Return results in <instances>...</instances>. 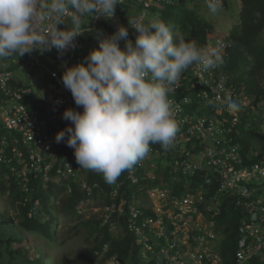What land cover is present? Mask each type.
Here are the masks:
<instances>
[{"label":"trees","instance_id":"obj_1","mask_svg":"<svg viewBox=\"0 0 264 264\" xmlns=\"http://www.w3.org/2000/svg\"><path fill=\"white\" fill-rule=\"evenodd\" d=\"M132 1L128 0L125 6L138 5ZM232 1L222 0L221 10L215 15L208 11L204 0H161V9L157 5H152L147 8V11L153 7L157 12L160 10V13L155 15L158 17L154 21L165 22L174 34L179 33L186 40L195 43L198 48L206 46L210 40L215 41L217 38H222L227 42L224 73L230 86L235 85L238 91L248 94L251 104H249L250 106L241 107L242 97L239 96L235 99V102L240 105L239 114L241 121L238 124V128L241 132L243 128H246L245 136L243 137L241 132L237 133L235 139L229 133L219 136L223 139H226V136L230 139L232 138L230 143L239 147L243 156L242 162L245 165H254L264 162V0H238L241 6L235 17L231 15L230 21H233V26L229 27L228 25V29L224 30L219 17L228 14ZM144 23L146 25L150 24L148 17L145 18ZM221 29L226 31V36H214ZM99 30L101 34L105 32L109 36L114 33L112 26L105 22H100ZM85 42L87 44V41L83 39L81 45L71 48L68 56L71 57L72 62L86 61L90 51L99 47L96 44L94 45V37L89 38L87 45ZM56 51V49H53L50 53ZM66 56L65 52L63 60L53 70H64ZM78 59L80 60L78 61ZM189 69L183 74H186ZM189 75L187 73L183 76ZM51 77L53 79L52 75ZM189 82V79H186L184 84L188 83L187 88H190V90L187 93L192 95V104H190L189 108L191 112L196 110L198 114L208 115V117L231 116V113H225V106L219 105L218 102L205 104L198 97L199 90L188 87L190 86ZM22 85L24 84L22 83ZM40 102L44 103V99L39 100V107H41ZM34 104L32 105L36 106L37 103L34 102ZM252 107L256 108V110ZM209 140L198 141L197 148L194 149L190 146L193 143L191 141L189 148L199 152L205 149L206 146L217 145L213 138L209 137ZM176 141L178 140L175 138L174 143L167 151L159 144H153L152 146L156 148L153 153L161 152V155L168 153L170 156L180 157L181 145ZM22 167L16 161L0 162V195H8V198L12 200L14 205H17L18 209L16 216H11L9 213H4L5 217L0 215V264H31V258L33 257L31 254V237L25 235L23 231L52 239L55 242L57 237L56 226L63 219H74L77 221L74 227L87 228V235L85 236L87 247L75 258L81 264H140L143 248L139 243L141 237L129 227L131 208L133 205L141 207L144 211L143 218L145 219L149 217L163 218L162 214L148 206L152 199L149 189L159 186L157 185L159 176L156 174H153L154 177L149 175L152 173L151 170H157V174L160 175L163 168L160 169L152 164L141 167L138 171L139 182L136 184L128 179L127 171L123 172L120 176L122 183L119 188L120 194L117 198H113V191L116 186L107 184L103 175L96 172L87 171L89 173L86 179L89 180V183H98L92 196L83 194L78 184L72 180H66L64 184H53L52 190L56 202L59 198H62L60 197L62 194L67 195L62 208H59L62 210V214L59 216L58 213L52 214L48 210V196L46 193L48 187L44 186L43 179L21 174ZM17 172L21 175L18 176ZM218 176L219 174L204 169L191 176L198 183L186 184L187 177L182 173L178 179L183 181L178 182V185H176L178 191H174L170 186L160 187L163 190L168 188L171 194L175 195L174 197H180L183 189H189L192 186L198 188L202 186V182H205L209 189L206 197L209 198L211 194L215 195L218 192ZM210 178L215 179L213 184L206 183V180ZM21 181L28 182L31 191H22ZM68 183L73 188L72 192L68 191ZM257 189V193H261L264 187H258ZM207 198L199 201V208L207 215L204 220H208L210 217L215 218L214 226H216L217 232L215 233L217 237L213 238L210 235L209 237L216 244H218L220 239L222 248H217L216 251L224 258V264H238L237 251L239 249V241L242 238L240 234L243 225L245 226L244 222L250 219L252 210L239 195H233L231 191L221 195L219 212L208 210L210 204ZM82 199H84V203H82ZM113 204L117 205V209L106 220L104 208ZM54 206L58 207L57 205ZM95 206L100 208L98 213L95 216L87 217L88 209ZM35 207H37L36 213L33 210ZM2 224L6 225L5 231L1 229ZM165 224L169 225L168 222ZM12 228L14 230L10 231ZM173 228L174 225L171 224L167 231L170 232V229ZM148 232L154 234L156 239L159 240V237L150 231L149 228L146 230V234L149 236ZM160 246L167 247L168 243L162 241L159 246L155 245L156 249ZM34 247H36L35 255H40L42 259L41 264H49L46 252L37 246ZM66 256L62 260V264L66 262ZM154 261L158 262L156 256L152 260L146 261V264H155ZM246 262V264H264V255H254ZM35 263L39 264L38 257L35 258Z\"/></svg>","mask_w":264,"mask_h":264},{"label":"clouds","instance_id":"obj_2","mask_svg":"<svg viewBox=\"0 0 264 264\" xmlns=\"http://www.w3.org/2000/svg\"><path fill=\"white\" fill-rule=\"evenodd\" d=\"M204 2L213 15L221 10L222 0ZM121 3L122 0H0V59L37 49L41 54L56 49L58 55H63L75 48L76 38L84 34L85 17L112 19L116 5ZM128 23L137 30L135 42L128 37V27L121 24L112 35L100 39L99 47L90 51L86 62L68 67L62 76L64 87L83 111L69 107L63 112L62 118L71 124L58 131L55 140L74 149L79 168L102 174L109 185L142 162L151 152V145L159 144L165 151L172 146L179 125L170 94L179 87L187 69L191 67L189 73L195 65L208 71L222 63L220 72L227 78V50L223 56L217 49L205 50L218 39L226 42L222 38L198 48L179 33L174 34L163 21L146 25L142 18L129 17ZM61 24L67 27H58ZM121 40L126 42L123 48ZM239 96L241 107L250 106L248 94L239 91ZM240 105L230 99L226 102L233 112L240 113ZM240 121L239 114L232 132L234 139L241 132ZM241 158L243 161L242 154ZM262 164L240 163L252 176L259 172L258 179L263 177L258 187L264 185V170L259 169L264 168ZM160 214L164 216V211ZM142 252L141 257L152 260L148 252L146 257Z\"/></svg>","mask_w":264,"mask_h":264},{"label":"built area","instance_id":"obj_3","mask_svg":"<svg viewBox=\"0 0 264 264\" xmlns=\"http://www.w3.org/2000/svg\"><path fill=\"white\" fill-rule=\"evenodd\" d=\"M132 2L139 6L143 5L145 10L150 5L149 0H133ZM126 3L128 0H122V4ZM142 20L144 23L145 17H142ZM127 27L129 39L135 42L134 38L138 35L137 30L131 25ZM227 46L226 42L218 39L216 44L205 48V50L217 49L223 56ZM70 51L71 48L66 51L64 70L58 69L51 72L53 76L51 93L44 98V103L40 102L41 107H39L40 98L37 99L38 101L32 100L33 88L22 85L21 81H16L12 68L0 65V144L4 146V148H0V159L3 162L16 161L20 163L23 166L21 174L41 177L45 187L51 182L59 185L64 184L66 180H72L78 184L83 194L92 196L98 183L91 184L86 179L89 172L79 168L74 149L68 147L64 142L57 143L55 140L57 132L71 124V121L62 118L63 112L69 107L83 111L82 107L75 104L71 92L62 83L63 72L68 67L77 64V62H72L71 57L68 56ZM12 62L15 66L29 67L30 69L34 64H40L38 61L27 62L18 59H14ZM220 65L208 71H203L202 68L194 65L189 72L190 75H182L179 87L170 94L180 132V135L176 136L178 140L176 142L180 145L184 143L181 145V155L175 163L178 171H181L186 177L194 176L204 169L219 174L218 192L214 195L215 208L209 205V211L219 210L221 195L230 191L233 195H239L251 208V217L244 222L245 226L242 227V238L237 251V263L246 264L250 257L257 254L264 255V197L256 194L257 188L249 187L248 181L251 179L252 173L248 168L240 167L242 158L239 147L231 145L232 138L226 136V139H223L219 136L225 133L233 134L234 126L239 120L238 111H230L226 106L229 99L235 101L238 98L239 91L235 85H229L228 79L220 72ZM186 79L190 81L188 87L199 90L198 97L205 104L218 102L219 105L225 106V113H231V116L208 117V115L198 114L196 110L191 112L189 108L192 104V95L187 93L190 88H187L188 83L184 84ZM34 102L37 103L36 106L32 105ZM42 106L44 107L42 108ZM217 135L218 137H216ZM209 137L213 138L217 145L206 146L199 152L189 148L191 141L193 143L190 146L194 149L197 148L198 141H210ZM151 149L153 154L156 148L151 145ZM196 154H200L205 162L195 161ZM148 158L149 156L131 171H127L128 179L135 184L139 182L138 169L147 165ZM152 165L154 166L155 163ZM259 169L262 172L264 170V168ZM17 174L21 175L19 172ZM149 176L154 177L152 173ZM214 182L213 178L206 180L207 184ZM20 183L22 191H31L28 182L21 181ZM121 183L119 177L113 184L116 186L113 198H117L120 194ZM67 186L68 191L72 192L71 184L68 183ZM149 192L153 200L155 198L167 199L165 207H173V209L164 211L163 218L149 217L145 219L143 218V209L138 205L132 206L129 227L141 237L139 243L143 248L144 257L147 252H150L156 257L160 253L163 254V258L171 264H224V258L216 251L217 244L204 235L207 232V226L203 224V220L207 215L199 208V201L204 200L203 194L182 193L180 197H174L175 195L171 194L170 189L163 190L160 186L150 188ZM91 209L94 210L95 207ZM116 209V204L107 205L104 208L105 219L108 220ZM33 210L36 213L37 207ZM154 210L161 213V210L156 207ZM166 222L169 225H166ZM171 224L174 225V228L169 232L167 230ZM147 228L159 237V242H156L155 245L159 246L162 241H166L168 246H160L156 249L146 234ZM202 231L204 232L200 233ZM208 235L213 238L217 237L215 232H209Z\"/></svg>","mask_w":264,"mask_h":264},{"label":"rangeland","instance_id":"obj_4","mask_svg":"<svg viewBox=\"0 0 264 264\" xmlns=\"http://www.w3.org/2000/svg\"><path fill=\"white\" fill-rule=\"evenodd\" d=\"M160 1L161 0H149L150 5L147 6V8H150V6L152 5H157V7L161 9L162 2L160 3ZM125 5L126 4H122V3L116 5L115 17L112 19H105L103 17L96 18L95 16L90 17V18L85 17L84 22L87 25H85L84 34L76 38V45H81L83 39L87 41V44H88L89 38L94 37V42H95L94 45L96 44L99 46L100 39L105 36H109L105 32L103 34L100 33V30H99L100 22L109 23L115 32L119 25L121 24L125 26L129 25L128 23L129 17L132 19H137L136 17H139V16H141L140 18L148 17L151 23L158 17L155 15L160 13V10L157 12L154 10V7L150 9L149 11H147L148 9L145 10L144 6H139V5L125 6ZM240 6L241 4L238 3V0H233L231 9L230 11L227 12L228 14L219 17L224 30L228 29V25L229 27L233 26L232 24L233 21H230V20L232 16L233 17L236 16L237 11L239 10ZM58 27L65 28L67 27V25L61 24ZM223 29L218 30V32L214 34V36L225 37L227 33ZM135 39L136 38H134V40ZM125 44L126 42L124 40L120 41V46L122 48L125 47ZM63 55H58L57 51L54 53H50V51H47L41 54V52L37 49V50H33L31 53H25L22 56H19L18 54H14L11 57L0 59V65L6 68H12L15 73L14 79L16 81H21V83H23L24 85L31 86L33 88L34 93L32 96V100H37L38 98L44 99L46 96L48 97L49 94L51 93V86L53 83L51 72L57 66V64L63 60ZM14 59H18L21 61H29V62L38 61L40 64L39 65L34 64L33 68L30 69L29 67L15 66L12 62V60ZM79 60L80 59H78V61ZM245 131H246V128L245 129L243 128V131H242L243 137L245 136ZM178 135H180V132H178ZM183 144L184 143H182L181 145ZM0 148H4V146L0 144ZM161 154H162L161 152H155L153 154L150 153V155H148L149 158L146 160V163L148 165L154 162L156 167L160 169L163 168L160 172V175L157 174V170H151L152 175L156 174L157 176H159V179H158L159 181L157 185L170 186V188L173 189L174 191L175 190L178 191L176 185H178V182L183 181L182 179H178L179 175L182 174L181 171H178L176 167V163H175L176 158L178 156H170V154L168 153L164 155H161ZM194 160L199 161V162H205V159L200 154H196L194 157ZM0 162H3V161L0 159ZM262 166L264 167V164H262ZM168 167H171V168H168ZM87 177H88V174H87ZM252 177H256V175H253ZM261 180H263V177L258 179V181H261ZM192 182H196V179L192 177H187L186 184H191ZM253 184H254L253 187L258 186L255 184L254 181H253ZM52 186H53V183L52 182L49 183L47 185L48 188L46 190V193L48 196L47 198L48 210L52 212V214L58 213V215L60 216V214H62V210L59 208H62V204L66 200L67 195L62 194L63 196L62 195L60 196L62 198H59L56 202L53 196ZM182 192L184 194L190 193L192 195H197L198 193H201L204 195V198H207L206 194L209 193V189L205 185V182H202L201 187L194 188L192 186L189 189H185V190L183 189ZM261 194L262 195L264 194V190L261 191ZM207 199H208L209 204L212 205L213 208H215L214 195L211 194L210 197ZM83 201L84 199H82V203ZM167 201H168L167 199H159V198H155L154 200L151 199V203H149L148 206L152 208L156 207L157 209L161 210L160 212L162 211L166 212L167 210L173 209V207H165V205L167 204ZM54 205H57L58 207H55ZM165 208H168V209L165 210ZM99 209L100 208L98 206H95L94 210H91L89 208L86 216L87 217L95 216L98 213ZM4 213H9L11 216H16L18 213L17 205L13 204L12 200L8 198V195H0V215L1 217H5ZM214 223H215L214 217H210L208 220H204L203 222V224L207 226V232L204 234L207 239H210L208 235L209 232H217L216 226H214ZM76 224H77V221L74 219H63L61 220V222L59 221L58 225L56 226L57 237H56L55 242L52 239H48L45 237H39L36 234L30 233L24 230L23 232L25 233V235H27L28 237L29 236L31 237L30 238L31 245H32L31 254L33 256L31 258V264H36L35 263L36 257H38L39 259V264L42 263V259L40 255L39 256L35 255L36 247L34 246H37L39 249L46 252L47 254L46 257L49 261V264H62V260L65 255L67 256H66V262L64 264H81L79 261L75 260V258L78 256L79 253H81L87 247L86 238H85V236L87 235V228L86 227L76 228L74 227ZM203 227L202 229H204ZM1 229L5 231L6 225L2 224ZM12 230L14 229L12 228L10 231ZM148 234H149L151 242L155 245L156 242L159 240L156 239L154 234L150 232H148ZM217 248H222V246L220 245V239L218 241ZM153 256L154 254L149 252V257L152 258ZM157 260L158 262L154 261L155 264H171V262H167L163 258V254L161 253L157 257ZM146 261L147 259L142 257L140 259V264H146ZM84 264H87V263H84ZM187 264H190V263H187Z\"/></svg>","mask_w":264,"mask_h":264},{"label":"crops","instance_id":"obj_5","mask_svg":"<svg viewBox=\"0 0 264 264\" xmlns=\"http://www.w3.org/2000/svg\"><path fill=\"white\" fill-rule=\"evenodd\" d=\"M258 174H259V172H255L254 173V175H256V177H252L251 179H249V181H248V185H249V187L250 188H252V189H256V188H258V186L257 187H253V181L255 182V184L256 185H259V182H258ZM253 179V180H252Z\"/></svg>","mask_w":264,"mask_h":264}]
</instances>
